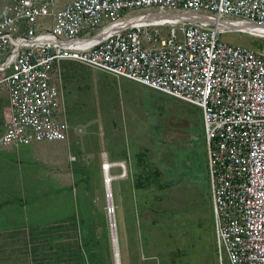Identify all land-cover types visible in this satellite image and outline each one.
Instances as JSON below:
<instances>
[{"label": "built area", "instance_id": "2783aa9c", "mask_svg": "<svg viewBox=\"0 0 264 264\" xmlns=\"http://www.w3.org/2000/svg\"><path fill=\"white\" fill-rule=\"evenodd\" d=\"M57 1L0 0V149L68 141L63 63L197 107L218 264H264V54L219 40L260 38L264 0Z\"/></svg>", "mask_w": 264, "mask_h": 264}, {"label": "rangeland", "instance_id": "374dc122", "mask_svg": "<svg viewBox=\"0 0 264 264\" xmlns=\"http://www.w3.org/2000/svg\"><path fill=\"white\" fill-rule=\"evenodd\" d=\"M258 37L226 31L219 40L264 54ZM61 73L68 141L18 146L20 186L47 187L27 165L34 156L48 158L49 177L61 186L38 191L43 208L29 206L30 220L66 211L81 231L87 264H114L105 156L115 164L111 206L121 264H218L200 109L80 64L63 63Z\"/></svg>", "mask_w": 264, "mask_h": 264}, {"label": "crops", "instance_id": "0c3cea01", "mask_svg": "<svg viewBox=\"0 0 264 264\" xmlns=\"http://www.w3.org/2000/svg\"><path fill=\"white\" fill-rule=\"evenodd\" d=\"M70 1L56 9L62 10ZM3 100H0V119L4 123L2 111L7 100L2 104ZM18 148L0 149V264H87L81 231L77 222L72 221L75 217L61 211L62 216L58 213L49 221L35 219L37 222L33 223L30 220L29 206L35 209L34 213L41 206L38 191L50 192L53 185H58L59 192L61 186L59 179L49 177L53 174L45 167L48 158L35 156L25 158L27 165L34 175L37 172L36 178L47 180V187L36 190L20 186L21 153Z\"/></svg>", "mask_w": 264, "mask_h": 264}, {"label": "bare ground", "instance_id": "6f19581e", "mask_svg": "<svg viewBox=\"0 0 264 264\" xmlns=\"http://www.w3.org/2000/svg\"><path fill=\"white\" fill-rule=\"evenodd\" d=\"M231 28H234V27H231ZM240 30H244V28L240 29ZM259 33L258 36H262L264 37V31L263 30H258L257 31ZM106 175H107V179H108V184L107 186H105V189H106V193H110V196L107 197V201H108V205H109V215H110V219L112 220V227H113V232H112V244H113V250H114V253L117 254V256L115 257V260H114V264H121V261H120V253H119V249H118V242H117V232H116V229L114 228V226H116L115 224V219H114V214H113V210H112V203H113V196H112V191H111V182H113L114 178H111V175L109 173V166L107 167V172H106ZM112 210V211H111Z\"/></svg>", "mask_w": 264, "mask_h": 264}, {"label": "water", "instance_id": "95a60500", "mask_svg": "<svg viewBox=\"0 0 264 264\" xmlns=\"http://www.w3.org/2000/svg\"><path fill=\"white\" fill-rule=\"evenodd\" d=\"M122 167H124V166L122 165ZM107 181H108V179H107ZM109 224H110V228H111L112 220L110 219V217H109ZM112 247H113V244H112ZM112 250H113V248H112ZM113 252H114V250H113ZM116 256H117V254L116 253H113L114 260H115V257Z\"/></svg>", "mask_w": 264, "mask_h": 264}, {"label": "clouds", "instance_id": "9594fccd", "mask_svg": "<svg viewBox=\"0 0 264 264\" xmlns=\"http://www.w3.org/2000/svg\"><path fill=\"white\" fill-rule=\"evenodd\" d=\"M101 170H102V168H101ZM103 173V172H102Z\"/></svg>", "mask_w": 264, "mask_h": 264}]
</instances>
